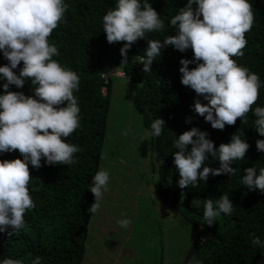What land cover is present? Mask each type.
Segmentation results:
<instances>
[{
  "label": "clouds",
  "instance_id": "9594fccd",
  "mask_svg": "<svg viewBox=\"0 0 264 264\" xmlns=\"http://www.w3.org/2000/svg\"><path fill=\"white\" fill-rule=\"evenodd\" d=\"M67 8L65 0H0V54L7 61L0 66V81H4L0 85L3 90L0 93V155L18 150L22 157L0 160V233L12 235L25 229L24 214L35 207L29 192L28 166L39 169L42 159L48 166L72 165L76 163L74 154L82 150L66 142L79 127L80 107L74 92L79 90L80 77L53 59L59 55L58 48L48 39L63 22ZM253 20L249 0H187L168 22V27H175V35L146 41L147 47L139 62L142 71L150 72L153 61L167 46L181 53L191 49L193 58L179 61L180 83L206 102L195 99L191 110L216 130L234 125L238 118L244 123L251 110L255 116L253 128L264 137V106L252 108L264 82L258 74L232 59L244 55L245 33L251 30ZM164 28L163 20L149 0L143 3L141 0H115L114 7L102 17L106 41L109 44L124 42L120 48L121 64L128 62L127 52L133 43L145 40L146 33L160 32ZM21 63L17 74L14 70ZM189 64L195 67L189 69ZM101 77L103 96L107 95L114 79L127 81L132 93L131 76L124 69L112 66ZM27 78L33 86L32 96L9 90L10 86L22 88ZM188 122L190 120H186ZM163 129L165 121L153 119L145 136L158 138ZM173 136V148L177 150L173 153V163L181 189L189 185L196 187L198 181L206 182L210 174L231 177L235 169L230 165L243 160L249 148L239 130L229 143H221L218 148L207 138V132L196 127L178 137ZM256 149L264 153V139L256 140ZM209 155L219 167L204 166ZM109 179L110 174L104 169L92 177L88 190L94 196V203L87 209L91 215L97 213L99 202L108 190ZM241 183L250 191L259 190L264 194V167L244 169ZM200 203L192 201L197 208ZM202 203V219L209 227L222 214L231 215L234 208L228 194L217 199L207 198ZM172 215L169 213V218ZM130 223L127 218L117 221L122 229H127ZM251 235V244L264 248V241ZM0 264H22V261L5 257ZM30 264H41V257L36 256ZM187 264L202 262L192 256Z\"/></svg>",
  "mask_w": 264,
  "mask_h": 264
},
{
  "label": "trees",
  "instance_id": "16d2710c",
  "mask_svg": "<svg viewBox=\"0 0 264 264\" xmlns=\"http://www.w3.org/2000/svg\"><path fill=\"white\" fill-rule=\"evenodd\" d=\"M68 8L62 23L49 36V43L57 46L59 55L53 57L63 67L75 71L80 77L79 90L74 92L80 107L79 127L67 141L80 146L74 154L72 165H45L41 160L39 169L29 165V192L35 204L24 214L26 228L17 234L0 233V260L5 257L20 259L30 264L36 256L41 264H83L87 255V238L91 213L87 209L94 203L88 190L92 177L101 169L103 149L106 141L109 116L112 107L113 81L106 96L102 89V74L112 66L124 69L131 76V105L142 116L145 130H150L153 119L165 121L160 137H151L150 160L158 183L160 200L172 208L179 217L192 225L196 237L184 261L196 256L202 264H264V248L251 244L255 234L264 241V194L250 191L241 183L244 169L264 167V153L256 149L260 137L253 128L255 116L251 110L245 122L238 118L234 125L216 130L195 114L191 106L197 97L195 92L180 83L181 59L191 60V49L181 53L172 46L161 50L153 61L151 71L144 73L139 63L147 47V40H163L175 35V27L168 22L187 0H149L151 7L160 15L165 28L160 32H149L138 39L127 52L128 62L121 64L120 48L124 42L109 44L102 29V17L114 7L115 0H65ZM143 3V0H141ZM253 8V25L245 33L247 45L244 55L232 57L239 66L247 67L259 75L264 82V0H249ZM195 9V5H193ZM7 61L0 54V66ZM21 65L14 70L19 72ZM195 67L189 64V69ZM4 81H0L2 85ZM30 78L22 88L10 86V91L32 96ZM0 88V93H2ZM252 108L264 106V86L259 90ZM63 106V105H62ZM186 120L190 122L186 123ZM196 127L208 133L214 148L230 142L238 130L243 133L249 148L243 160L234 161L235 174L209 175L206 182L198 181L196 187H178V171L173 163L174 136ZM190 147V146H189ZM155 154V155H154ZM22 159L18 150L0 155V160ZM204 166L219 167L209 155ZM228 194L233 205L231 215H221L211 227L202 219L203 203L207 198L217 199ZM157 195V194H156ZM201 201L197 208L192 201Z\"/></svg>",
  "mask_w": 264,
  "mask_h": 264
},
{
  "label": "rangeland",
  "instance_id": "374dc122",
  "mask_svg": "<svg viewBox=\"0 0 264 264\" xmlns=\"http://www.w3.org/2000/svg\"><path fill=\"white\" fill-rule=\"evenodd\" d=\"M113 81L101 161L110 179L91 217L83 264H184L195 230L160 200L151 137L145 136L142 116L132 108L129 83ZM123 218L131 221L127 229L117 224Z\"/></svg>",
  "mask_w": 264,
  "mask_h": 264
},
{
  "label": "crops",
  "instance_id": "0c3cea01",
  "mask_svg": "<svg viewBox=\"0 0 264 264\" xmlns=\"http://www.w3.org/2000/svg\"><path fill=\"white\" fill-rule=\"evenodd\" d=\"M86 257H87V255H86Z\"/></svg>",
  "mask_w": 264,
  "mask_h": 264
}]
</instances>
